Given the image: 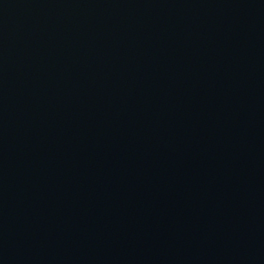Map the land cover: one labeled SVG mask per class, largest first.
<instances>
[{
    "label": "water",
    "instance_id": "obj_1",
    "mask_svg": "<svg viewBox=\"0 0 264 264\" xmlns=\"http://www.w3.org/2000/svg\"><path fill=\"white\" fill-rule=\"evenodd\" d=\"M0 264H264V0H0Z\"/></svg>",
    "mask_w": 264,
    "mask_h": 264
}]
</instances>
